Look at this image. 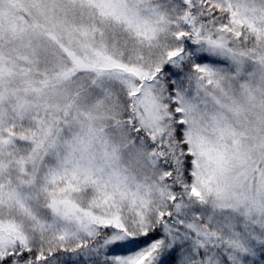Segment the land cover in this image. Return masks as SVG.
I'll return each instance as SVG.
<instances>
[{"label": "snow or ice", "instance_id": "snow-or-ice-1", "mask_svg": "<svg viewBox=\"0 0 264 264\" xmlns=\"http://www.w3.org/2000/svg\"><path fill=\"white\" fill-rule=\"evenodd\" d=\"M0 264H264V0H0Z\"/></svg>", "mask_w": 264, "mask_h": 264}]
</instances>
